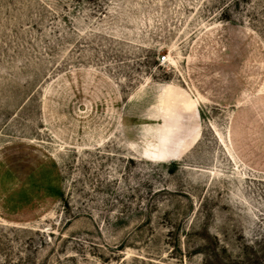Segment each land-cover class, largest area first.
I'll use <instances>...</instances> for the list:
<instances>
[{
  "label": "rangeland",
  "instance_id": "obj_1",
  "mask_svg": "<svg viewBox=\"0 0 264 264\" xmlns=\"http://www.w3.org/2000/svg\"><path fill=\"white\" fill-rule=\"evenodd\" d=\"M0 264H264V0H0Z\"/></svg>",
  "mask_w": 264,
  "mask_h": 264
},
{
  "label": "built area",
  "instance_id": "obj_2",
  "mask_svg": "<svg viewBox=\"0 0 264 264\" xmlns=\"http://www.w3.org/2000/svg\"><path fill=\"white\" fill-rule=\"evenodd\" d=\"M165 60H166V59L163 57L162 62L165 61Z\"/></svg>",
  "mask_w": 264,
  "mask_h": 264
}]
</instances>
